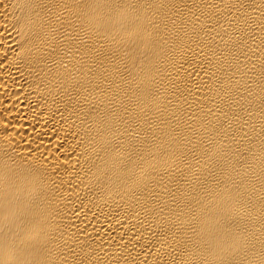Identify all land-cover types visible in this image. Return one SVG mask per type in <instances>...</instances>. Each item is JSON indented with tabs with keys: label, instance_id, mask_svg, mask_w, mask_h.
<instances>
[{
	"label": "bare ground",
	"instance_id": "obj_1",
	"mask_svg": "<svg viewBox=\"0 0 264 264\" xmlns=\"http://www.w3.org/2000/svg\"><path fill=\"white\" fill-rule=\"evenodd\" d=\"M0 264H264V0H0Z\"/></svg>",
	"mask_w": 264,
	"mask_h": 264
}]
</instances>
